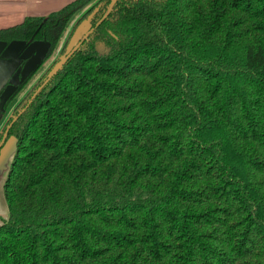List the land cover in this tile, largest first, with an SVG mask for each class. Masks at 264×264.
I'll use <instances>...</instances> for the list:
<instances>
[{
    "label": "trees",
    "instance_id": "obj_1",
    "mask_svg": "<svg viewBox=\"0 0 264 264\" xmlns=\"http://www.w3.org/2000/svg\"><path fill=\"white\" fill-rule=\"evenodd\" d=\"M111 1L0 28L92 13L4 123L0 264H264V0Z\"/></svg>",
    "mask_w": 264,
    "mask_h": 264
},
{
    "label": "water",
    "instance_id": "obj_2",
    "mask_svg": "<svg viewBox=\"0 0 264 264\" xmlns=\"http://www.w3.org/2000/svg\"><path fill=\"white\" fill-rule=\"evenodd\" d=\"M114 2L115 0L111 1L108 10L112 7ZM91 17L92 13L82 19L74 28L67 41L63 53L48 71L47 77H50L61 67L67 57L77 48L79 43L84 38H86L87 35L91 32ZM49 48L50 42L45 40H32L30 42H26L25 40L14 39L8 43H6L5 41H0V70L2 68H5V66L9 65V63L13 60H25L21 68H17L12 74V76H8L6 80L7 84L0 92V114L4 112L5 102L12 96V94L16 91L17 87L21 83H23L28 78V76L36 69L38 64L48 52ZM40 87L41 86H39L36 91H38ZM15 119L16 116L13 115L11 122ZM9 126L10 124L6 126L5 131L2 135V139L0 141V156L3 154L4 150L8 149L9 156L13 155L15 151V138L13 136H10L5 141V136Z\"/></svg>",
    "mask_w": 264,
    "mask_h": 264
},
{
    "label": "rangeland",
    "instance_id": "obj_3",
    "mask_svg": "<svg viewBox=\"0 0 264 264\" xmlns=\"http://www.w3.org/2000/svg\"><path fill=\"white\" fill-rule=\"evenodd\" d=\"M85 11V8L76 12L70 21L67 24V27L62 34L58 44L54 49L46 55L41 65L38 67L37 70L33 72L31 77L27 80L25 85L21 88L20 92L18 93V96L15 98V100L12 102L11 106L6 110L4 115L2 116L0 123L2 120H4L6 117L10 116L12 111V106L20 99V101L25 98L26 94L36 85V83L40 80V78L47 72L50 67L59 59L60 55L62 54V49L66 43V40L69 36L70 30L73 26V24L83 15V12ZM51 12V11H50ZM48 14V13H47ZM46 15V14H45ZM19 20L11 19L9 21L3 22V24L0 25H9L16 23ZM1 23V22H0ZM19 101V102H20ZM17 102L16 105L19 103ZM13 155L8 154V149L3 151V154L0 156V224L2 223V219L6 218L7 215V203L4 197L3 193V180L6 177L7 171L10 166V162Z\"/></svg>",
    "mask_w": 264,
    "mask_h": 264
},
{
    "label": "crops",
    "instance_id": "obj_4",
    "mask_svg": "<svg viewBox=\"0 0 264 264\" xmlns=\"http://www.w3.org/2000/svg\"><path fill=\"white\" fill-rule=\"evenodd\" d=\"M70 1L71 0H0V24L11 19L19 20L16 22L19 23L28 15H45L50 11L61 8ZM13 24L0 25V28ZM15 66L16 60H13L9 65L0 70V87L7 80Z\"/></svg>",
    "mask_w": 264,
    "mask_h": 264
},
{
    "label": "flooded vegetation",
    "instance_id": "obj_5",
    "mask_svg": "<svg viewBox=\"0 0 264 264\" xmlns=\"http://www.w3.org/2000/svg\"><path fill=\"white\" fill-rule=\"evenodd\" d=\"M33 40H42V38H35V39H33ZM26 42H30V41H32V40H25ZM50 49V48H49ZM49 51V50H48ZM48 54V52L46 53V55ZM46 55L44 56V58L46 57ZM44 58L41 60V62L38 64V66L36 67V69L35 70H37L38 69V67L41 65V63L43 62V60H44ZM24 61L25 60H19V59H16V66H15V69L9 74V77L10 76H12V74L14 73V71L17 69V68H21L22 67V65H23V63H24ZM34 70V71H35ZM33 71V72H34ZM33 72L28 76V78L33 74ZM27 80V79H26ZM25 80V81H26ZM24 81V82H25ZM21 83L18 87H17V89H16V91L12 94V96L5 102V105H4V112H2L1 114H0V120H1V118H2V116L4 115V113L6 112V110L11 106V104H12V102L15 100V98L18 96V93L20 92V90H21V88L25 85V83ZM7 84V81H5L4 83H3V85L1 86V88H0V92L3 90V88H4V86ZM20 99H21V97H20ZM20 99L17 101V102H19L20 101ZM16 102V103H17ZM16 103L12 106V111H11V114H10V116H8V117H6L4 120H2L1 121V123H0V133H2L1 134V136H0V141H1V139H2V135H3V132L5 131V129L3 130V126H4V123L8 120V118L9 117H11V116H13L14 115V113H13V111H14V108L16 107ZM11 123V122H10ZM6 128V127H5ZM8 131V130H7ZM6 136H7V133H6ZM6 136H5V141L7 140L6 139ZM2 146V145H1Z\"/></svg>",
    "mask_w": 264,
    "mask_h": 264
}]
</instances>
